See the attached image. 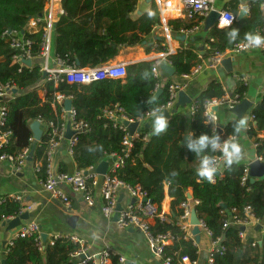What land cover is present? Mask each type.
<instances>
[{
	"label": "trees",
	"instance_id": "obj_1",
	"mask_svg": "<svg viewBox=\"0 0 264 264\" xmlns=\"http://www.w3.org/2000/svg\"><path fill=\"white\" fill-rule=\"evenodd\" d=\"M84 2L88 10L79 14L80 0H64L67 12L56 26L53 52L68 66L85 69L106 64L123 49L147 43L158 23L156 12L151 17L146 13L138 19L120 17L115 0ZM91 2L98 6L90 8ZM45 6V0H0V88L10 86L21 93L5 102L9 110L7 129L13 137L9 145L0 150V155L18 156L27 148L31 150L34 141L30 125L35 121L43 124L56 121L61 110L55 106V113L51 106L54 93L60 92L72 97L77 120L89 125V131L78 136L73 148L78 170L86 171L96 167L107 156H123L125 133L105 117L107 111L117 112L119 116L135 122L143 120L147 113L167 104L169 86L178 83L173 78L190 75L201 60L193 48H187L165 58L164 61L175 71V75L168 76L166 80L162 76L158 80L153 74L155 65L162 61L160 58L129 65L124 79H106L91 85L68 84L65 80L56 87L45 81L38 64L25 65L20 69L13 63L14 52L5 35L9 30L23 33L34 42L33 53L38 56L41 52L42 24L35 34H28L27 27L31 19L44 16ZM262 24L263 15L256 5L248 16L236 20L231 28L214 27L206 40L209 49L205 51L204 59L231 52L237 44L246 42L244 37L247 33L264 36L260 32ZM193 25L183 21L169 22L173 32L190 29ZM232 29L238 30L235 41H230L227 35ZM144 49L146 54L168 52L162 38L144 46ZM158 84L160 88L157 91L162 90V93L155 98ZM223 88L220 81L211 82L196 98L197 110L190 122L179 109L168 119L166 131L158 136L152 134V123L147 121L149 128L142 129L141 138L134 142L129 156L115 171L121 181L131 187H140L158 213L162 212L167 188L171 199L170 214L165 221L151 220L150 230L154 235L173 236V244L165 247L163 255L171 264H180L185 256L191 261L199 259L198 246L194 240L184 239L185 234L178 225V219L183 214L181 205L189 200V196L199 202L197 215L212 231V240L222 239L221 244L225 247L222 255H215L213 264H264V235L259 243L251 237L242 239L240 228H223L230 210L235 209L236 216L245 219L247 207L251 208L255 220L264 223V177L254 183L250 180L242 184L246 169L243 160L245 148L238 139L240 133L234 131V125L239 120L234 118L225 125L220 137L222 142L236 137L242 149V158L231 168L227 167L216 183L197 176L200 157L187 148L189 136L213 135L212 125L204 117V104L222 98L225 94ZM233 95H237L242 102L247 97V86L237 81ZM250 116H253V121L247 131L248 137L257 144V156L264 157V137H261L264 135V95L250 110ZM145 135H148L147 140H143ZM47 152L48 137L43 135L35 147L32 161L35 168L40 167L37 172L40 180L47 177ZM204 154L214 158L222 155L219 150ZM21 208L20 203L8 199L0 204V221L18 216ZM78 249V245L65 238L56 239L54 245L44 244L42 250L35 238H15L4 259L6 264H77L72 256ZM111 264H119V257L113 256ZM205 264H208L207 260Z\"/></svg>",
	"mask_w": 264,
	"mask_h": 264
},
{
	"label": "built area",
	"instance_id": "obj_2",
	"mask_svg": "<svg viewBox=\"0 0 264 264\" xmlns=\"http://www.w3.org/2000/svg\"><path fill=\"white\" fill-rule=\"evenodd\" d=\"M46 6L44 10V16L39 18H33L30 20L27 31L28 34L38 33L40 30V26L42 24V44H41V52L38 56H35L33 53L34 42L26 38L23 33L9 30L5 33L8 39V43L10 48L12 49L13 56L12 60L14 64H17L20 69L25 66L26 61H30L33 64V61L39 58H43L44 66L41 67L42 73L45 75V81L48 83H53L56 87L60 82L65 81L68 84H76V85H91L93 83L103 81L106 79H124L127 74V67L131 64L129 63H118V64H103L96 68H85L79 69L74 66L66 65L60 58H54L55 62L58 64L59 68L52 70L48 67V62L51 59V45H52V31L51 26L48 25L47 16H51L52 12L57 14H62L65 11L64 8V0H45ZM215 0H179L177 3L172 4L170 2H165L163 5H160L159 14L161 15V21L163 25H168L170 21H173L177 18L186 16L188 19H206L210 16L211 12H213L212 4ZM259 7L263 15V24L260 29V32L264 34V0H260ZM247 9L246 13H249L252 9V5L244 6L241 8ZM217 18L215 22V28L217 29H229L231 28L236 20L237 16H235L232 12L222 9L216 12ZM64 15V14H63ZM62 15V16H63ZM222 16H226L229 19H232V24L226 27H220L219 21ZM183 31V30H182ZM246 42L239 43L235 46V48L231 51L232 53H240L244 51H248L250 49H255L256 47H243L242 44ZM264 49V46L259 47ZM209 48L207 47L206 50ZM205 51L202 54L198 55L201 63L194 68L190 75L183 76L185 79H193L196 75L200 74L201 71L205 68L206 59H204ZM171 55V52H167L163 54L162 60L164 61L167 56ZM225 56L218 55L209 60V66L213 67L214 65L220 64ZM158 58H149L147 60L160 59ZM145 60V61H147ZM166 62V61H164ZM162 63H157L153 68V74L156 79H160L162 76ZM169 64V63H167ZM170 65V64H169ZM32 66V65H31ZM239 81L243 82L244 85L248 86L247 77H239ZM189 87V83L181 82L171 84L168 88L169 100L166 105L160 108L161 112L168 111L170 112L175 108L179 94L181 92H185ZM10 86H5L0 88V98H3L11 91ZM160 88L158 84L156 87V91ZM224 89V96L220 99H212L207 101L204 104V117L208 124L212 125L213 134L217 133L219 128V117L217 113L214 111V108H219L220 106H226L229 109L234 108L238 104L241 103L239 97L237 95H233V91H229L227 88ZM262 95H264V87L262 88ZM53 104L58 107L61 112L56 121H50L45 124V135L48 137V168H47V177L45 180H40V185L43 190L50 194V196L54 199L60 200L65 206L70 207L71 198L70 194L65 191L64 187L67 186L74 196L78 197L83 203H85L89 207H93L96 205V196L100 195L103 205L101 206V213L107 220H111L114 218L117 213V225L123 229H135L140 231L146 238L148 246L161 261L162 264H171L169 259H164V249L167 246H170L174 242L173 236L170 234H158L154 235L150 230V221L155 218L165 221L164 214L158 213L157 208L148 202H144L146 198L145 194L141 190L140 187H131L125 182L121 181L116 175L115 171L121 165H123L124 158H127L134 146V142L141 138L142 126L150 121L153 117L151 112L147 113L143 120H139L137 122L140 123L141 130L135 132L134 134L130 132L129 128L124 126V121L135 122L132 120H128L125 116H119L117 112L107 111L105 113V117L114 122L115 127H119L122 131H124V139H123V156L115 158V162L111 171L102 176L99 175L95 168H90L86 171H77L73 174H65L61 173L58 175H54L51 172V155L53 150L58 146V144L66 138L67 131L70 129L72 131V136L69 140V148L70 153L73 154V148L78 140V136L81 134H85L89 131V125L83 121L77 120V114L74 108L67 111L65 109V101L72 100L71 96H67L64 93L55 92L53 95ZM0 101V150L6 148L11 138L13 137V133L7 129L8 115L9 110L5 103V101ZM196 100V99H195ZM192 100L191 102V111L192 114L197 110L196 101ZM120 111V110H119ZM251 123L253 121V116H251ZM250 129V126L248 130ZM148 135L143 136V140H147ZM229 140L237 142L238 139L236 137H231ZM254 148H257V144L254 142ZM30 149H25L18 156H12L8 154L0 155V162H7L16 165V167L21 169L27 162L28 156L30 153ZM217 161V172L214 174V180L211 182L212 184L216 183L219 178L223 177L224 170L227 168L224 164L223 156L218 155L215 157ZM253 162H260L264 164V157L257 156L246 165V169L244 171V175L242 177V184H246L251 180L250 177V164ZM40 170V167L35 168L36 173ZM125 191L129 197L130 201L123 205L121 203L120 212H116L118 202L120 199V193ZM8 199H12L21 204L22 208L16 217H9L0 221L1 224L7 223L9 221L14 220L15 218L21 217L25 212L29 211L32 208H27L23 204V198L21 196L11 195L7 197H0V204H3ZM199 205V202L196 200H188L187 202L181 205L183 209V214L178 219V225L181 231L184 232L185 240H190V233L193 228L191 224V218L193 212L196 210V206ZM246 218L239 219L236 216V210L229 211V217L224 221L223 228L224 230L230 227L240 228V237L242 239H246L245 231H241L242 227L247 229L249 226L260 225L264 223H260L255 220L253 215L251 214V208L247 207L245 209ZM199 229L202 233L208 236L212 241L211 249L207 256V263L213 264L215 255H222L225 252V247L221 244L222 239L212 240V231L206 226V224L199 219ZM262 226V225H261ZM15 238H35V240L39 243L40 249L42 250L44 243L41 237V229L37 222H29L23 227L15 235ZM14 238V239H15ZM65 238L72 241L74 244L79 246V249L73 254V258L76 260L77 264H111V259L113 256H116L110 248H107L97 255H89L87 254V249L84 246V242L80 240L76 236H56L52 238L49 244L54 245L56 239ZM12 239L2 250L0 246V263L5 258V256L9 253L10 248L13 246ZM253 244V246H255ZM119 257V256H118ZM119 264H128L127 260L124 257H119ZM180 264H198V260L191 261L189 257H182Z\"/></svg>",
	"mask_w": 264,
	"mask_h": 264
},
{
	"label": "crops",
	"instance_id": "obj_3",
	"mask_svg": "<svg viewBox=\"0 0 264 264\" xmlns=\"http://www.w3.org/2000/svg\"><path fill=\"white\" fill-rule=\"evenodd\" d=\"M115 1L118 6L120 17L129 16L132 19H138L141 15L151 11L153 14L156 12L158 23H156L155 31L147 43L145 42L143 46L123 49L117 57L106 64H118L122 62L135 64L143 62L149 58H164V53L157 54L152 52L151 54H146L144 49V46H150L161 38L163 39V45L168 48V51L171 52V54H176L187 48H193V50L200 55L203 51H206L208 47L206 40L208 39L210 31L215 27L217 11L226 9L238 17L242 7L249 5H252V8L256 5L259 7L260 2V0H215L212 4L213 12H211L208 18L200 20L188 19L183 15L173 21L192 23L194 24L193 27L187 30L173 32L169 23L168 25L162 24L159 8L160 5H163L165 2L175 4L179 0ZM90 5V8L98 6V4L96 5L94 2H91ZM82 6L83 4H80L77 11H79ZM66 12V10L62 14L52 12L51 16H47L48 25L51 26L52 31L51 59L48 62V67L52 70L59 68L54 60L55 55L53 52L56 26L62 15ZM81 13L83 12H80L79 14ZM249 13L244 17L248 16ZM224 56L223 60L226 58H231L232 60V73H227L221 64L214 65L213 67L209 66L210 59H206L207 62H205V68L193 79L174 77L173 81L178 83H189L186 93L191 100H195L200 93L215 80L220 81L229 91H233L236 82L239 81V77L245 76L248 79L246 99L252 103L253 108L263 96L264 49L255 48L240 53L227 52ZM159 63H164V61L162 60ZM35 64H38L41 67L45 65L43 58L34 60L32 66ZM162 78L166 80L169 77L163 72ZM13 90L14 88H11V91L4 97L3 101L7 102L13 100L21 94L18 91L17 93H13ZM191 106V104H187L186 106L179 108L188 122H190L192 116ZM51 108L56 113V107L54 104H52ZM250 110L242 118L246 121V125L240 132L238 138L245 148V157L243 160L246 165L256 155L254 141L248 137L247 133L251 124ZM214 111L219 117V125H224V127L232 119L237 118L226 106H220L217 111L215 109ZM152 119L150 120L151 123ZM41 127L43 135H45V124L41 123ZM142 128H144V125ZM261 137H264V135ZM69 146V140L65 138L53 150L51 155V172L54 175L61 173L73 174L79 171L75 164L73 154L69 151ZM114 162L115 158L107 156L101 160V162L95 167V170H97L101 164L106 163V174H108L111 171ZM39 181L40 179L38 178L32 162H27L19 170L14 164L0 162V197L11 195L21 196L23 198V204L27 208H32L25 212L29 214V219L23 221L17 228L9 231L7 225H4L6 223L1 224L0 246L2 250L12 239L15 238V235L21 227L29 222H37L41 229V237L44 244L49 243L50 240L56 236H76L84 242L87 254L91 256L97 255L101 251L110 248L116 256L124 257L128 264H162V261L154 255L148 246L145 236L140 231L120 228L117 225V222L114 221V218L107 220L103 216L101 213L103 201L99 194L96 196V205L89 207L78 197L74 196L71 190L65 186L64 189L70 194L71 198V205L70 207H67L60 200L52 198L49 193L44 191ZM120 198L122 199L123 205L130 201V197L125 191L120 193ZM170 204L171 199L168 196L166 188L165 199L162 204V213L165 217L170 214ZM260 225H262V227L259 231L255 230L257 225L249 226L245 231V237L254 238L261 243L264 235V226L263 224ZM193 230L194 227L190 233V240H194L196 246L199 248L198 264H205L212 246V241L208 236L201 232L199 242H197L196 237L193 235Z\"/></svg>",
	"mask_w": 264,
	"mask_h": 264
},
{
	"label": "clouds",
	"instance_id": "obj_4",
	"mask_svg": "<svg viewBox=\"0 0 264 264\" xmlns=\"http://www.w3.org/2000/svg\"><path fill=\"white\" fill-rule=\"evenodd\" d=\"M243 12H247L246 8L242 9ZM153 13L148 11V16L151 17ZM232 19L226 16H222L219 21L220 27H226L232 24ZM230 41H235L238 37V30L232 29L228 34ZM246 43L242 44L243 47H262L264 46V36L260 34L247 33L244 37ZM152 134L160 135L168 128V119L161 112L159 108L152 110ZM246 121L240 119L234 125L235 133H240L245 127ZM187 148L194 151L197 156L200 157L199 167L196 169L197 176L206 179L209 183L213 182L214 174L217 172V161L213 156L204 154L207 151L216 152L219 150L222 153L224 164L226 167L231 168L234 163H238L242 158V149L239 143L231 140L221 141V137L218 133L208 135L207 133L201 134L198 137L193 138L189 136L187 140ZM204 154V155H202Z\"/></svg>",
	"mask_w": 264,
	"mask_h": 264
},
{
	"label": "water",
	"instance_id": "obj_5",
	"mask_svg": "<svg viewBox=\"0 0 264 264\" xmlns=\"http://www.w3.org/2000/svg\"><path fill=\"white\" fill-rule=\"evenodd\" d=\"M245 15H247V13L241 11L239 16L237 17V20L243 18ZM216 18H217V14H216ZM25 64L27 66H31L32 65V63L30 61H26ZM220 64H221V66H223V68L225 69V71L227 73H232L233 72V65H232L231 58H226V59L222 60ZM161 69L169 77H173L175 75L174 69L170 65H168L166 62L162 63ZM13 93H17V90L14 89ZM161 93H162V90L157 91V93L155 95V98H157ZM2 100H3V98H0V101H2ZM191 102H192V100L188 96V94L185 93V92H181L179 94V99H178V102H177L175 108L172 109L170 112L165 111V112H163V114L165 115V117L167 119H169L173 114H175L178 111V109L180 107H184L187 104H191ZM71 108H72V100H66L65 101V109L67 111H69V110H71ZM251 108H252V103L248 99H245L240 104H238L234 108L230 109V112L233 113L237 117L238 120H240V119L243 118V116ZM214 109L216 111L218 110V108H214ZM123 124H124L125 127L129 128L130 132L133 133V134L135 132H138V131L141 130V128H140L141 126H140L139 122L124 121ZM149 125H150L149 123H146L144 125V128L148 129ZM30 129H31V131L33 133L34 143H33V146L31 148V151L29 153L28 159H27L28 162H32L33 161L35 147H36L37 143L40 142L42 137H43V130H42V127H41V123L39 121L33 122L30 125ZM223 131H224V125H220L218 130H217V133L219 135H221V134H223ZM71 136H72V131L70 129H68L66 138L70 139ZM249 168H250V177H251V182L252 183H254L256 180L261 179V178L264 177V164L263 163L253 162L252 164H250ZM96 171H97V173H99L101 175H105L106 174V163L101 164ZM189 199H192V197L189 196ZM148 201L151 203V201L149 199H147V198L144 199V202H148ZM121 203H122V199L120 198L119 202H118V206H117L116 212H120ZM28 219H29V214L25 213L21 217L15 218L14 220L9 221V222H7L4 225H7V229L9 231H11V230L17 228L18 226H20L23 221L28 220ZM117 219H118V215L116 213L115 216H114V221L117 222ZM199 221H200L199 217H198L197 212L195 210L193 212V214H192L191 224L194 227L193 235L196 237L197 242H199L200 234H201V230L199 229V223H200ZM261 227H262L261 225H258L255 230L259 231L261 229ZM241 231H246L245 227H242ZM1 264H6L5 259H3L1 261Z\"/></svg>",
	"mask_w": 264,
	"mask_h": 264
},
{
	"label": "rangeland",
	"instance_id": "obj_6",
	"mask_svg": "<svg viewBox=\"0 0 264 264\" xmlns=\"http://www.w3.org/2000/svg\"><path fill=\"white\" fill-rule=\"evenodd\" d=\"M80 1H81V4H83V6H86V5H87V4L84 2V0H80ZM87 1H88V0H87ZM93 1H94V0H93ZM95 1H97V0H95ZM78 3H79V2H78ZM78 3H77V4H78ZM77 4H75V6H76ZM83 6L80 8L79 13H80V12H85L86 10H88L87 7H83ZM73 8H74V7H73Z\"/></svg>",
	"mask_w": 264,
	"mask_h": 264
},
{
	"label": "bare ground",
	"instance_id": "obj_7",
	"mask_svg": "<svg viewBox=\"0 0 264 264\" xmlns=\"http://www.w3.org/2000/svg\"><path fill=\"white\" fill-rule=\"evenodd\" d=\"M26 65V64H25ZM27 66V65H26ZM43 77H44V79H45V75L43 74ZM73 107V106H72ZM95 168V167H94Z\"/></svg>",
	"mask_w": 264,
	"mask_h": 264
}]
</instances>
